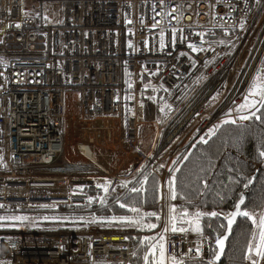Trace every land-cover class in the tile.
I'll use <instances>...</instances> for the list:
<instances>
[{"label":"built area","instance_id":"2783aa9c","mask_svg":"<svg viewBox=\"0 0 264 264\" xmlns=\"http://www.w3.org/2000/svg\"><path fill=\"white\" fill-rule=\"evenodd\" d=\"M263 53L264 0H0V214L98 208L148 170L158 200L135 207L160 217L166 264L207 260L205 238L164 232L168 181ZM139 228L0 230V264H132Z\"/></svg>","mask_w":264,"mask_h":264},{"label":"trees","instance_id":"16d2710c","mask_svg":"<svg viewBox=\"0 0 264 264\" xmlns=\"http://www.w3.org/2000/svg\"><path fill=\"white\" fill-rule=\"evenodd\" d=\"M245 102V100H244ZM260 111L258 116L264 117V107L256 104ZM247 109L243 115H250ZM232 119L233 118H225ZM215 127V134L209 136V130L199 135L190 145L174 172L176 179V201L190 202L183 208L195 211L217 212V217L204 216L200 220L202 233L195 237H204L208 242L207 260H188L183 264H208L212 260L216 249L213 243L217 237L224 234L226 229L225 215L230 213L241 195H245V201L241 211L251 214L259 212L264 206V157L260 152L264 151V119L257 120L251 117L232 124H222L221 121ZM215 125V126H217ZM207 143L201 142V138ZM187 156L188 159H184ZM176 168V169H177ZM145 177L147 180L145 182ZM251 180L252 183L248 184ZM143 182V183H142ZM245 184H248L245 187ZM131 188L126 191L128 185L121 189L124 194L118 202H111L99 209L86 207H70L58 214L45 216L49 222L40 220L44 215H28V229L38 230V224H49L51 230H66L75 228L76 223L91 224L102 228L128 227L118 221H110V218L120 216H132L130 209L135 206H154L158 200V179L151 172L144 171L129 184ZM143 188L140 193L132 192V188ZM120 204L126 207L121 208ZM25 215V214H23ZM12 217L2 215L1 217ZM19 216V215H15ZM82 218V219H81ZM145 221L157 225L156 216H145ZM24 220V221H26ZM10 220L0 221L4 230H15L5 226ZM25 224V222H23ZM52 224V225H51ZM224 225V227H221ZM11 226V225H10ZM255 224L243 216H239L232 228L230 237L226 242L223 258L218 264H247L248 245L252 239ZM24 227V228H26ZM36 227V228H35ZM177 227L186 228V223L178 219ZM141 228L143 230H141ZM155 229V228H154ZM154 229L140 227V235L133 237V262L132 264H144V255L148 252V244L141 243L145 236L157 237L161 234L152 233ZM164 243V241H163ZM159 257V250H156ZM151 260V254H150ZM215 264V263H214Z\"/></svg>","mask_w":264,"mask_h":264},{"label":"snow or ice","instance_id":"6c2138e0","mask_svg":"<svg viewBox=\"0 0 264 264\" xmlns=\"http://www.w3.org/2000/svg\"><path fill=\"white\" fill-rule=\"evenodd\" d=\"M19 27V25H17ZM153 27H156V25H153ZM161 47H163V40H161ZM189 47L193 51H199L200 49H197L195 45L189 44ZM250 94L252 96H259V101L257 102L256 100H249V98L246 96L245 97V102L241 105L237 106L238 111H242L243 109H254L250 111V115H241L239 118L240 120H248L251 117H255L257 120L264 119V117L258 116L257 112L260 111V108L256 107V104L259 103L261 107H264V83H260L259 79L257 81H254L251 89H250ZM222 124H229V123H236L235 120L232 119H225L221 121ZM219 127V125L215 126ZM215 127L213 129H209L208 135H214L215 134ZM201 142L207 143V140H205L203 137L201 138ZM260 156L264 157V151L260 152ZM184 159H188L187 156L184 157ZM175 163V162H174ZM163 167V165L161 166ZM176 171H179L177 168ZM147 180V177H145V182ZM143 183V182H142ZM252 183L251 180L248 181V184ZM248 184H245V187L248 186ZM176 179L175 176L173 175L170 177L168 181V186H169V192L171 199H176L177 198V192H176ZM126 186V185H125ZM98 187H103V190L105 193L109 191V188L106 185H98ZM142 191H145L143 188H132V192L134 193H140ZM92 197H89V202L91 203ZM106 198H101L100 203L104 204ZM244 204V196L241 195L240 200L235 204V211H232L228 214L225 215V219L227 221V228L231 229L233 223L235 222L237 216H243L249 220H252L254 224L257 225L258 232H259V239L258 241H250L248 245V255L245 256V259L252 260V264H259V262L251 255L252 253L255 254V257H260L264 258V213H261L259 216V220L257 223L256 218L253 216L248 211H241V205ZM47 207V206H45ZM121 208L126 207L125 204H120ZM132 213H136L137 215L135 217L133 216H120V217H111L110 221H118L120 223H123L125 225H131L134 227H145L149 229H154L157 227L156 224L154 223H145L144 222V217L145 216H156V213L151 212V213H144L143 215H140V209L136 207H132L130 209ZM220 215V213H217L215 211L213 212H202V211H196L194 213H189L187 209L183 210L182 213H179V216L177 215V209L175 206L170 207L169 209V217L168 221L166 222L164 232H167L169 230V225H170V230L172 233L176 232H181V233H186L187 231L191 230L196 233H202L201 225H200V220L204 216H210V217H217ZM27 217H20V216H14V217H0V221H5V220H11V221H23L26 220ZM45 219H48L45 217ZM82 219V218H81ZM157 219H160V217L157 216ZM178 219L182 223H187L190 226L189 228H184V227H177V221ZM3 224H0V227H2ZM221 227H224V225H221ZM255 237V234H254ZM226 237H217L216 239V244L218 245L220 251H217L215 253L214 259L210 260L208 264H214V260H218L220 257V254L223 250L224 247V239ZM125 239H128V237H125ZM165 237L164 235H159L157 237H149L145 236L143 241L141 243H147L148 244V252L144 255V264H165V244L163 243ZM159 250V257H156V250ZM150 254H151V260H150ZM135 255V252L133 253ZM197 255H199V248H197ZM171 264H183L182 260H177L175 256L171 257Z\"/></svg>","mask_w":264,"mask_h":264},{"label":"rangeland","instance_id":"374dc122","mask_svg":"<svg viewBox=\"0 0 264 264\" xmlns=\"http://www.w3.org/2000/svg\"><path fill=\"white\" fill-rule=\"evenodd\" d=\"M25 8H28V5H27V3L25 2ZM257 79H259V82L260 83H264V53H263V55L261 56V59H260V61H259V63H258V66H257V68H256V70H255V72L253 73V76H252V78H251V80H250V82H249V84H248V87H247V90H246V96L249 98V100H256L257 102L259 101V96H252L251 94H250V89H251V87H252V85H253V83H254V81H257ZM245 96V97H246ZM244 100H245V98H244ZM244 100L242 101V103L241 104H243L244 103ZM214 102V98H212L211 99V101H210V103H213ZM240 104V105H241ZM244 111H245V109H243L242 111H238L237 110V107H235L234 109H232V110H229L228 112H226L224 115H227V116H224V118H221L220 120H222V119H225V118H231V116H229V114H233L234 113V115L236 116V118H238L239 120H240V116L241 115H243V113H244ZM219 120V121H220ZM218 121V122H219ZM218 122L215 124V125H217L218 124ZM215 125L214 126H212L211 127V129H213L214 127H215ZM69 159H71V156H69ZM77 159V158H76ZM78 159H81V157L79 156L78 157ZM111 200L112 199H105V202H107L108 201V203H106V204H110L111 203ZM99 207L98 208H92V207H90V206H81V207H86V208H90V209H99V208H101V206L103 205V204H101V203H99ZM104 206V205H103ZM53 214H58V213H48V211H46L45 213H38V216H40V215H44L43 216V218L42 217H39V218H41L40 220H46L47 222H49V220H50V218H48V219H45V216H48V215H53ZM143 213H141L140 215H142ZM28 215H31V214H25V215H19L20 217H27ZM32 215H34V214H32ZM2 216V214H0V217ZM15 215H12V217H14ZM35 216V215H34ZM4 217V216H3ZM11 221V220H10ZM23 222H25V224L23 223ZM29 220H26V221H11L10 223H8V224H6L5 226H9V227H11V228H18V229H22V230H25L26 232H38V233H40V232H46V231H52L51 229H49L50 228V225L49 224H45V225H43V224H38V230H33L34 229V227H32V226H30V228L31 229H28L26 226H29L30 224H29ZM144 222L145 223H151V222H147V221H145V219H144ZM11 225V226H10ZM52 225V224H51ZM76 227L75 228H73V229H85L86 227H91V226H94V225H91V224H85V223H76ZM24 227H26V228H24ZM96 227V226H95ZM131 227H133V226H128V227H121V228H119V229H127V228H131ZM36 228V227H35ZM18 229H15V230H18ZM258 229V228H257ZM0 230H4L3 228H0ZM8 230V229H7ZM141 230H143L142 228H141ZM153 233V232H152ZM248 255V254H247ZM258 259H260V257H258ZM249 260V259H248ZM249 262L252 264V260H249Z\"/></svg>","mask_w":264,"mask_h":264},{"label":"crops","instance_id":"0c3cea01","mask_svg":"<svg viewBox=\"0 0 264 264\" xmlns=\"http://www.w3.org/2000/svg\"><path fill=\"white\" fill-rule=\"evenodd\" d=\"M173 200V199H172ZM175 200V199H174ZM175 203H172L171 205H170V207H172V206H175V208L177 209V215L179 216V213H182L183 212V210H185V209H187L188 210V212L189 213H194V212H196L195 210L193 211V210H191V209H189V208H183V207H181V206H184V205H186V204H188V203H190V202H186V201H184V202H180V201H174ZM170 207H169V209H170ZM152 212H154V213H156V211H152ZM203 212V211H202ZM148 213H151V211L150 212H148ZM168 213H169V210H168ZM261 213H264V206H263V208L259 211V212H257V213H255L253 216L256 218V220H257V223H258V220H259V216L261 215ZM157 213H156V220H157ZM186 228H189L190 229V226H189V224H187L186 223ZM191 236H197V233L196 232H193V231H191V230H189V231H187ZM153 233H155V232H153ZM254 234H255V237H254ZM258 239H259V232H258V229H257V225L255 224V226H254V232H253V235H252V239H251V241H258ZM247 254H248V251H247ZM255 259H257L258 257H255V254L254 253H252L251 254ZM247 260V259H246ZM165 264H166V260H165ZM247 264H251L250 262H248V260H247Z\"/></svg>","mask_w":264,"mask_h":264},{"label":"water","instance_id":"95a60500","mask_svg":"<svg viewBox=\"0 0 264 264\" xmlns=\"http://www.w3.org/2000/svg\"><path fill=\"white\" fill-rule=\"evenodd\" d=\"M243 196H244V201H245V195H243ZM239 200H240V199H239ZM239 200H238V201H239ZM241 208H242V205H241ZM232 211H235V206H234V208H233ZM232 211H231V212H232ZM238 217H239V216H237V218H236L235 222L233 223L231 229H228V228H227V221H226V229H225V232H224L223 235L220 236V237H226V238L224 239V247H223V250H222V252H221V254H220L219 259H218V260H214V263H215V264L220 263V261H221L222 258H223V254H224L225 247H226V242H227L228 238L230 237V234H231L232 228H233V226L235 225V223H236ZM216 239H217V238H216ZM216 239H215V241H214V243H213V246L215 247L216 252H217V251H220V249H219L218 245L216 244ZM216 252H215V253H216ZM214 256H215V254H214ZM214 256H213L212 260L214 259Z\"/></svg>","mask_w":264,"mask_h":264},{"label":"bare ground","instance_id":"6f19581e","mask_svg":"<svg viewBox=\"0 0 264 264\" xmlns=\"http://www.w3.org/2000/svg\"><path fill=\"white\" fill-rule=\"evenodd\" d=\"M42 146H44L43 144L40 146V147H42ZM47 146H48V151L49 152H55V146L54 145H52V143L51 142H49L48 144H47ZM54 156H53V158H52V156H44V157H41V161L43 162V163H51L53 160H54ZM53 159V160H52ZM70 229V228H69ZM204 238V237H203Z\"/></svg>","mask_w":264,"mask_h":264}]
</instances>
